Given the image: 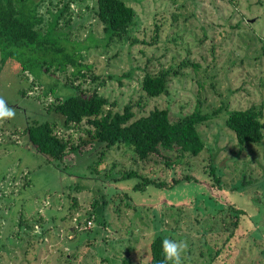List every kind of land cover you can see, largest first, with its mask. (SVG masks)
I'll return each instance as SVG.
<instances>
[{"label":"rangeland","instance_id":"374dc122","mask_svg":"<svg viewBox=\"0 0 264 264\" xmlns=\"http://www.w3.org/2000/svg\"><path fill=\"white\" fill-rule=\"evenodd\" d=\"M21 1H35L41 43L0 49V98L15 109L0 121V264H146L156 234L187 242L182 264H264V135L239 144L224 123L249 105L264 119V0H124L132 18L108 41L95 0ZM64 52L76 63L61 65ZM166 66V92L145 95L143 73ZM73 85L95 86L104 108L130 102L133 117L218 113L197 123L195 155L159 146L141 159L127 142L91 141L50 159L24 128L48 121L79 142L84 121L64 127L51 107ZM142 176L159 183L135 187Z\"/></svg>","mask_w":264,"mask_h":264},{"label":"trees","instance_id":"16d2710c","mask_svg":"<svg viewBox=\"0 0 264 264\" xmlns=\"http://www.w3.org/2000/svg\"><path fill=\"white\" fill-rule=\"evenodd\" d=\"M94 12L102 23L103 41H108L113 36L120 38L126 32L133 15L131 6L124 0H95ZM39 20L40 17L35 13V1L26 7L21 0H0V49L7 45L33 42L40 44L41 34L35 27ZM62 58L76 63L67 52L61 56V65L64 64ZM74 72L79 74L78 69ZM175 72L171 66L161 67L153 73L144 72L140 80L141 90L147 96L165 93L168 77ZM80 75L82 76L81 73ZM73 86L75 89L73 94L58 100L51 107L62 116L61 125L64 127L84 121L83 134L78 136L79 142L69 143L68 138L54 131V123L48 121H34L24 128L33 147L50 159L59 160L67 150H73L77 145L91 141L102 143L105 147L127 142L135 155L141 159L157 152L159 146L171 148L177 155H195L203 147V141L196 128L197 123L218 113V110L204 111L196 105L190 112L171 119L167 108L152 107L145 114L133 117L130 102H126L121 110H111L103 107L107 99L96 91L95 86L88 90ZM224 111V123L233 132L236 142L245 144L262 139L264 124L258 122L263 114L260 106L249 105ZM209 170L212 179L219 186L218 176L213 173L212 167ZM133 172L129 170L120 177L123 178ZM151 182L159 183L142 176L141 183L138 182L134 186ZM247 182L248 178L242 176L241 181L235 185ZM230 220L232 225L236 224L237 219ZM163 239L161 234H156L150 240L146 264H160L163 259Z\"/></svg>","mask_w":264,"mask_h":264},{"label":"clouds","instance_id":"9594fccd","mask_svg":"<svg viewBox=\"0 0 264 264\" xmlns=\"http://www.w3.org/2000/svg\"><path fill=\"white\" fill-rule=\"evenodd\" d=\"M15 117V109L7 105L6 101L0 98V121L10 120ZM264 124V119L258 121ZM188 244L186 241H176L170 238L162 240V256L160 264H182V255L186 252Z\"/></svg>","mask_w":264,"mask_h":264},{"label":"built area","instance_id":"2783aa9c","mask_svg":"<svg viewBox=\"0 0 264 264\" xmlns=\"http://www.w3.org/2000/svg\"><path fill=\"white\" fill-rule=\"evenodd\" d=\"M87 223L89 224V220H87Z\"/></svg>","mask_w":264,"mask_h":264}]
</instances>
